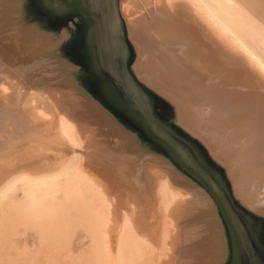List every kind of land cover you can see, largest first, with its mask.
I'll return each instance as SVG.
<instances>
[{
  "label": "bare ground",
  "instance_id": "bare-ground-1",
  "mask_svg": "<svg viewBox=\"0 0 264 264\" xmlns=\"http://www.w3.org/2000/svg\"><path fill=\"white\" fill-rule=\"evenodd\" d=\"M88 3L95 15L106 8L105 54L127 39L133 76L171 103L235 201L264 216V97H254L260 117L240 109L250 100L217 85L228 65L217 67L195 31L262 88L264 0ZM25 5L0 0V259L70 253L80 231L87 248L75 264H222L203 192L85 92L61 40L29 22Z\"/></svg>",
  "mask_w": 264,
  "mask_h": 264
},
{
  "label": "water",
  "instance_id": "water-1",
  "mask_svg": "<svg viewBox=\"0 0 264 264\" xmlns=\"http://www.w3.org/2000/svg\"><path fill=\"white\" fill-rule=\"evenodd\" d=\"M42 1L45 3V0ZM88 2L89 0H69L67 7L71 9L80 3L79 5L86 4L90 10H95ZM100 9L101 7L99 15L102 16ZM89 15L92 17L93 28L84 43L85 53L81 63L82 70L87 73L82 75V79L78 78L81 86L95 102L130 129L152 153L166 159L175 171L192 181L194 187L203 192L216 217V227L211 230L208 242L212 243L216 239L224 242L221 250L216 252V258H224L222 264H264V216L251 212L235 201L224 169L210 157L200 141L175 123L171 103L133 76L130 70L133 50L127 39H121L120 44L111 50L113 54L110 51H107L109 55L105 54L106 50L99 38L102 35L97 20L98 13L95 15L90 12ZM195 31L201 37V42L213 49L209 50L212 52L210 56L215 59L217 67L224 63L228 65L225 69L227 71H214L218 74L217 78H220V84L217 85L231 91L233 96L250 100L240 105V109L255 112L260 117V112L255 108L254 97H264V86H257L256 77L252 74L248 76L238 68L230 69L232 65L224 60L223 52L219 50L215 55L213 45L207 38L208 32L202 28ZM117 65L120 68L117 69ZM85 78L88 81L86 86L82 84ZM231 80L233 84L230 83ZM209 84L211 86L213 82ZM241 113L243 115L245 112ZM167 115L170 117L166 118Z\"/></svg>",
  "mask_w": 264,
  "mask_h": 264
},
{
  "label": "rangeland",
  "instance_id": "rangeland-1",
  "mask_svg": "<svg viewBox=\"0 0 264 264\" xmlns=\"http://www.w3.org/2000/svg\"><path fill=\"white\" fill-rule=\"evenodd\" d=\"M25 13H26L25 15H26L27 19H29V22L37 25L38 28H40V30H44V31H48V32L52 33L54 36H56L58 39L61 40V45L59 48L60 55L64 56L66 61H68L69 63H70V61L73 63H76L74 65L77 68L78 67L81 68V70L78 68L79 69L78 73L81 75L77 76V72H76V76L79 79H80V77L82 79V75L84 76L87 73L86 70H82L83 69V66L81 63V62H83L81 60L82 56H80V59L78 60L79 62H77V60L75 61L74 60L75 58L72 56L73 53L71 50V44H72L71 38H72L73 31L75 29V25H76V23L79 22L78 18L76 16H71L70 18H67L68 20L66 21V23H63L61 26H56V18L57 17L55 15H52L48 11V9L45 6V3H43L42 0H26ZM68 13H70V12L68 11ZM61 17L65 18L64 15ZM69 28L71 29V31H68ZM62 34H64L65 36L61 37ZM63 38H64V40H63ZM82 81H83L82 84H84L85 86L88 85V81L86 80V78H85V80L83 79ZM169 117H170L169 115L166 116V118H169ZM76 237H78V238H76ZM74 240L75 241L72 242L73 250L71 249L70 253H64L62 255H59L58 257L54 256V257H56L55 259L52 256H51L52 258L50 257V255H52V254H49V257H48V255L42 254V256L40 258L35 259L33 252L27 253V256H22V255H19L18 253H12L11 257L13 256L12 257L13 263H11V264H18V263L19 264H36V263L37 264H75V262L77 261V259H76L77 256L80 254V252H82V250H84V248H87V243H86L85 235L80 231H78L75 234ZM69 255H71V256H69ZM4 258L5 257H2L0 259V264H4V261H5ZM31 258H33V259H31ZM63 258L65 261L63 260Z\"/></svg>",
  "mask_w": 264,
  "mask_h": 264
},
{
  "label": "flooded vegetation",
  "instance_id": "flooded-vegetation-1",
  "mask_svg": "<svg viewBox=\"0 0 264 264\" xmlns=\"http://www.w3.org/2000/svg\"><path fill=\"white\" fill-rule=\"evenodd\" d=\"M103 1L104 0H97V3L101 5L100 3ZM79 4L74 5V7H71V9H68L70 13L67 12V14L64 15L66 19L62 18L61 16H56V26H61L63 23H66L68 20L67 18H70L71 16H76L79 20V22L75 25V29L71 38V50L73 53L72 56L75 58V61L77 60V62H79L78 60L80 59V56L85 53L84 43L91 29L93 28L92 17H90L89 14L90 12H95V10H90L89 6H86V4ZM105 10L106 8L100 9V11L103 12L102 14L105 13ZM97 13L100 14L99 11H97ZM98 16L100 17V15Z\"/></svg>",
  "mask_w": 264,
  "mask_h": 264
},
{
  "label": "snow or ice",
  "instance_id": "snow-or-ice-1",
  "mask_svg": "<svg viewBox=\"0 0 264 264\" xmlns=\"http://www.w3.org/2000/svg\"><path fill=\"white\" fill-rule=\"evenodd\" d=\"M48 11L55 16H63L68 12L67 0H45ZM68 31H71L69 28Z\"/></svg>",
  "mask_w": 264,
  "mask_h": 264
}]
</instances>
